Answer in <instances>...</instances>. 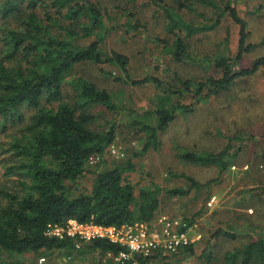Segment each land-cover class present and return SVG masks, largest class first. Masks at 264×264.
<instances>
[{
	"label": "trees",
	"instance_id": "trees-1",
	"mask_svg": "<svg viewBox=\"0 0 264 264\" xmlns=\"http://www.w3.org/2000/svg\"><path fill=\"white\" fill-rule=\"evenodd\" d=\"M198 7L213 9L218 15L212 23H194L183 17V11L203 16L197 12ZM111 9L129 11L120 6L102 5L97 0H0V128L11 126L20 133L9 135L7 150L11 153L3 164L6 182L13 181L15 186L10 188L0 183V252L4 254L24 258L33 254L48 255L56 250L66 255L75 251L98 252L100 256L115 254L123 247L96 238L77 248L70 237L58 239L45 235L46 226L64 224L68 219L102 225L149 222L156 217L161 191L175 196L202 187L196 180L183 175L188 182L186 190L180 187L161 189L153 185L139 189L135 196L133 186L123 178L122 168L114 165L94 173L88 192L71 193L88 159L103 153L115 137L113 125L105 132L91 129L93 115L86 111L93 104L111 108L112 99L107 90L77 78L69 82L73 86V96L64 92L67 76L80 63L118 64L127 73L129 59L126 55L116 51L104 53L100 47L105 34L115 28L105 25L104 19ZM160 9L167 37L156 40L170 50L176 62L190 60L187 39L213 29L222 15L229 16L240 27L235 59H240L242 52L250 48L245 44L246 24L230 1L220 5L216 0H172L161 4ZM131 20L127 25L137 28L139 21L131 23ZM89 38L88 43H81ZM213 65L221 70L220 76L210 75L203 81L175 77L182 84L181 89L164 86L157 77L114 76L115 80L137 85L152 82L163 89L155 110L156 125H143L148 133L143 150L152 143L155 146L157 131L165 130L176 110L181 108L177 103L162 107V100L187 91L199 99L207 98L229 88L237 78L264 67V57L256 59L250 68L237 71L231 68L225 56L218 57ZM3 142L0 141V147ZM180 157L202 165L217 161L211 159L212 154L204 156L188 150ZM204 208L206 205L201 206L199 215ZM184 222L189 226L194 219H184ZM215 232L231 240L236 237L235 232L227 230ZM197 244L179 248L170 255L192 254ZM168 256L143 258L137 255L124 263L108 259L96 264H133V260L137 264H155L158 258L162 260ZM223 259L225 264H264V235H255L241 247L227 251ZM0 264L28 263L22 259L12 263L0 260Z\"/></svg>",
	"mask_w": 264,
	"mask_h": 264
},
{
	"label": "rangeland",
	"instance_id": "rangeland-1",
	"mask_svg": "<svg viewBox=\"0 0 264 264\" xmlns=\"http://www.w3.org/2000/svg\"><path fill=\"white\" fill-rule=\"evenodd\" d=\"M97 1L131 12L111 9L104 19L105 25L115 28L105 34L100 44L104 53L120 52L129 61L127 73L118 64L85 62L75 65L66 78L64 92L70 96L74 90L69 82L77 78L108 91L111 108L93 104L86 111L93 115L91 129L105 132L113 125L115 135L103 153L88 159L71 193L88 192L94 173L114 165L122 168L123 178L133 186L135 196L139 189L153 185L186 190L188 182L182 176H189L202 187L175 196L161 191L154 219L162 214L183 221L194 219L195 231L200 233L194 243L198 244L192 254H167V258H158L155 264H225L223 258L227 251L241 247L255 235H264V67L237 78L229 88L207 98L199 99L187 91L162 100V107L177 103L181 108L176 110L165 130L157 131L155 146L152 143L147 150H143L148 135L143 125H156L155 110L163 89L152 82L137 85L115 80L114 76L157 77L162 85L181 89L182 84L175 77L203 81L210 75L220 76L221 70L213 65L220 56L229 58L234 71L250 68L256 59L264 57V0H216L220 5L230 1L246 24L245 44L250 48L242 52L240 59H235L240 27L229 16L222 15L213 29L187 39L190 60L181 62L174 61L170 50L156 40L167 37L160 5L172 0L155 4L148 0ZM183 12V17L194 23H212L218 15L206 7L197 8L203 16ZM130 20L131 23L138 20L139 26L131 28L127 25ZM24 111L29 114L26 108ZM12 133L20 134L11 126L0 128V141H4L0 147V183L10 188L15 184L6 182L3 164L11 153L7 148ZM187 150L204 156L212 154L211 159L217 161L206 165L186 162L180 155ZM212 196H215L214 203L208 207L207 201ZM202 205L206 208L199 215ZM218 229L235 232V239L216 233ZM22 259L28 264H96L108 260L105 255L91 251L66 255L56 250L48 255L33 254L25 258L0 252L4 263Z\"/></svg>",
	"mask_w": 264,
	"mask_h": 264
},
{
	"label": "built area",
	"instance_id": "built-area-1",
	"mask_svg": "<svg viewBox=\"0 0 264 264\" xmlns=\"http://www.w3.org/2000/svg\"><path fill=\"white\" fill-rule=\"evenodd\" d=\"M214 200L215 196H212L207 201V206H212ZM195 227V224L187 226L182 219L162 214L149 222L135 221L132 224L120 225L82 223L68 219L64 224H47L44 233L58 239L70 237L77 248L96 238L106 239L123 247L115 254L106 253V258L115 263H124L137 255L143 258L164 256L194 243L200 238V233L195 231ZM191 230L193 232H190ZM133 264H137L136 260H133Z\"/></svg>",
	"mask_w": 264,
	"mask_h": 264
}]
</instances>
